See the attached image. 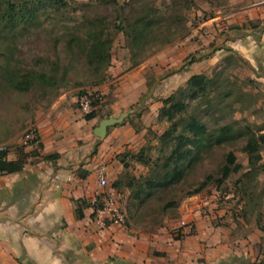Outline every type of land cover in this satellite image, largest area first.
Wrapping results in <instances>:
<instances>
[{
  "label": "rangeland",
  "instance_id": "rangeland-1",
  "mask_svg": "<svg viewBox=\"0 0 264 264\" xmlns=\"http://www.w3.org/2000/svg\"><path fill=\"white\" fill-rule=\"evenodd\" d=\"M64 1L69 6L61 15L53 14L48 18L51 11L47 10L40 15L37 25L28 31L18 30L7 39L0 36V148L8 149L10 154L20 147H26V152L37 153V144L25 145L24 141L31 129L36 130L39 138V122L43 116L51 113L59 104H62L60 108L67 107V99L70 98L75 99L74 109L84 117L86 115L79 109L78 101L85 95L80 94L98 95L96 101L99 105L93 110L96 117L92 130L109 115L118 118L120 113L133 111L124 120L123 126L109 129L101 143L104 146L99 150L96 171L109 168L112 173L109 185H112L113 178L126 173L135 178L146 175L148 169L144 166L128 160L129 168L125 169L117 157L136 155L144 148L151 149L153 158L158 157L154 149L159 144L155 138L167 128V124L158 117V106L144 104L147 94L134 108L117 109L118 91L126 75L141 71L148 90L153 89L157 96L155 103L160 102V98H168L184 85L178 75L186 68L193 67L194 74L210 77L216 70L220 71L225 66L223 61L227 57V50H234L225 46V40L230 37L235 41L247 40L254 33L246 44L251 45V40L264 29V19L258 18L262 13L259 9H264V5L259 6L261 0H148L149 5L159 10L165 18H182L185 29H172V42L169 44L164 45L161 41L163 37L157 36L136 58H132L127 39L118 32L116 23L118 17H133L139 8L137 4L131 0H116L120 4L131 1L130 7L121 15L117 7L103 0ZM98 17L106 19L108 32L114 40L112 63L103 75L93 73L76 48L71 50L66 43L70 28L82 27ZM234 28L239 30L235 31ZM136 63L140 65L134 66ZM53 64L58 66L60 76L66 72L64 82L58 77L56 89L36 85L28 93H19L10 88L2 77L5 69L49 76ZM250 64L236 61L224 67L225 76L238 89L236 94L240 97V103L233 110L225 107L220 113L214 110L212 117L207 118L210 120V131L229 125L237 130L249 128L257 135H264V62H260L259 67ZM132 127L134 130L131 133ZM93 140L99 141L97 138ZM245 144V138L241 137L221 148L213 146L202 154L201 161L177 186L156 192L137 210L130 207L129 192H121L119 202L128 216L122 227L164 230L177 238L185 229L181 224L188 223L193 231L185 230L187 234L198 236L200 232L204 241L211 238L217 240L219 245L224 242L223 245L227 246L229 242L231 258L218 259L217 264H264V233L258 228V225L264 227V175H256L249 183L247 196L238 194L235 188V182L246 172L244 170L232 175L224 184L218 182L229 153L235 155L237 164L247 168L248 157L243 152ZM95 147L92 150L97 152ZM261 155L264 165V151ZM203 185L204 189L196 193ZM219 245L212 247V250ZM203 246L205 250L209 249L206 242ZM198 262L209 264L202 256Z\"/></svg>",
  "mask_w": 264,
  "mask_h": 264
},
{
  "label": "crops",
  "instance_id": "crops-1",
  "mask_svg": "<svg viewBox=\"0 0 264 264\" xmlns=\"http://www.w3.org/2000/svg\"><path fill=\"white\" fill-rule=\"evenodd\" d=\"M261 9L258 18L264 19ZM253 35L247 40H225V46L235 50H227V55L232 51L253 67H259L264 62V29L251 40L250 46L246 45ZM193 69L186 68L178 75L184 85L198 75ZM126 76L118 91L117 109L134 108L146 94L144 104L162 108L161 100L166 98L155 103L157 96L153 89L148 90L141 71ZM74 103L75 99L69 98L67 107L60 108L59 104L43 116L39 122V142L35 145L42 148L28 158L21 173L0 175V264H198L201 256L207 263L217 264L218 259L231 258L229 242L225 246L211 238L204 241L200 232L192 236L184 230L177 239L164 230L115 225L101 229L95 223L92 208L84 209L83 219L77 220L74 202H91L102 192L99 173L105 172L108 183L112 173L107 167L96 171L104 140H93V120L86 121L79 115ZM133 130L132 127L131 133ZM94 145L97 152L92 150ZM47 156L54 158L45 160ZM15 158L14 153L8 156L9 161ZM117 179L113 178L112 183ZM116 194L121 198L120 193ZM204 242L209 249L205 250ZM217 245L220 247L212 250Z\"/></svg>",
  "mask_w": 264,
  "mask_h": 264
},
{
  "label": "trees",
  "instance_id": "trees-1",
  "mask_svg": "<svg viewBox=\"0 0 264 264\" xmlns=\"http://www.w3.org/2000/svg\"><path fill=\"white\" fill-rule=\"evenodd\" d=\"M131 1L139 6L136 14L131 18L118 17L116 29L127 39L128 48L133 53L132 58H136L145 46L157 36L163 37L161 41L165 45L172 42V29L175 27L178 30L179 28L185 29L182 18H165L159 10L149 5L148 0ZM102 2L117 7L118 13L121 15L130 7V2L124 4H120L116 0H103ZM68 6L64 0H0V36L7 39L18 30L28 31L37 25L40 15L47 10L51 11L47 15L50 18L53 17V14L61 15ZM66 35L69 36L66 41L67 47L71 50L76 48L93 73L103 75L111 66L114 40L108 32L104 17L86 22L82 27L75 28L73 26ZM236 61H241L249 66L246 61L230 51L223 61L224 67ZM139 65L136 63L134 66ZM224 67H221L220 71L216 70L211 77L206 74L193 75L183 87H180L168 98L161 100L162 108L159 110L158 117L167 124V128L155 138L159 144L158 148L154 149L158 152V157L153 158L149 148L142 149L136 155L125 154L117 157L125 169L129 168L128 160L135 161L148 169L147 174L139 178L126 173L112 183V188L117 193L129 192L130 207L137 210L156 192L177 186L201 161L202 154L213 146L221 148L234 143L241 137H244L246 142L243 152L248 157V166L244 168L241 164H237L235 155L229 153L221 170L219 184H224L232 175L240 174L244 170L246 172L239 176L235 182V188L238 194L247 196L249 183L256 175H264V165L261 163L264 135H257L249 128L237 130L229 125L219 126L212 131L209 129L208 121L210 120L207 118L212 117L211 113L214 110H217L218 113L222 111L223 107L233 110L235 105L240 103V97L238 93L236 94L238 89H235L230 79L225 76ZM50 72L51 74L47 76L35 72L5 69L2 77L14 91L28 93L36 85H46L56 89L59 78L61 82H64L66 72L60 76L56 64L52 65ZM80 95L87 94L82 92ZM97 105H99L98 101L92 104L93 108H96ZM95 117L96 112L93 111L84 116V119L92 121ZM110 117L109 115L108 118ZM38 142L39 138L36 134V139L32 143L37 144ZM25 148L20 147L15 150L14 161L8 160L10 154L8 149L0 148V175L18 174L24 170L28 158L36 153L26 152ZM41 148L39 146L38 149ZM53 158V156H47L45 160ZM204 187L205 185L196 193L203 190ZM74 205L77 220L83 219L84 209L92 208L91 203L85 200L75 201ZM129 214L132 216L131 209H129ZM258 228L264 233L263 226L258 225ZM179 238L177 237V239Z\"/></svg>",
  "mask_w": 264,
  "mask_h": 264
},
{
  "label": "built area",
  "instance_id": "built-area-1",
  "mask_svg": "<svg viewBox=\"0 0 264 264\" xmlns=\"http://www.w3.org/2000/svg\"><path fill=\"white\" fill-rule=\"evenodd\" d=\"M261 5H264V0H261ZM98 99L99 96L94 94L82 96L78 101L79 109L85 115L92 113L94 110L92 104ZM35 139L36 130L31 129L25 136L24 144L28 145L34 142ZM98 183L102 192L90 202L96 225L101 229H106L110 225L123 226L128 218L127 213L120 205L116 191L109 186L104 171L99 173ZM181 227L185 228L184 230L193 231V228L188 223L183 222Z\"/></svg>",
  "mask_w": 264,
  "mask_h": 264
},
{
  "label": "water",
  "instance_id": "water-1",
  "mask_svg": "<svg viewBox=\"0 0 264 264\" xmlns=\"http://www.w3.org/2000/svg\"><path fill=\"white\" fill-rule=\"evenodd\" d=\"M130 113L121 114L118 118H107L99 123V126L94 130V136L103 141L107 136L109 128L123 124L124 120L128 118Z\"/></svg>",
  "mask_w": 264,
  "mask_h": 264
}]
</instances>
